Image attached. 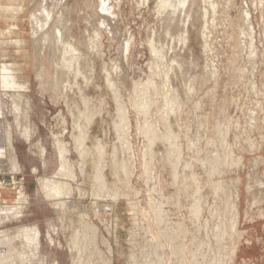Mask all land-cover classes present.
Masks as SVG:
<instances>
[{
    "label": "rangeland",
    "instance_id": "rangeland-1",
    "mask_svg": "<svg viewBox=\"0 0 264 264\" xmlns=\"http://www.w3.org/2000/svg\"><path fill=\"white\" fill-rule=\"evenodd\" d=\"M182 1L0 0V264H264V0Z\"/></svg>",
    "mask_w": 264,
    "mask_h": 264
},
{
    "label": "bare ground",
    "instance_id": "bare-ground-1",
    "mask_svg": "<svg viewBox=\"0 0 264 264\" xmlns=\"http://www.w3.org/2000/svg\"><path fill=\"white\" fill-rule=\"evenodd\" d=\"M182 1V0H181ZM184 1H182V3H183ZM259 2H260V0H259ZM262 2H264V1H262ZM209 3V2H208ZM178 4H180V3H178ZM43 7V6H42ZM45 9V8H44ZM110 9V8H109ZM46 10V9H45ZM103 10H104V8H103ZM47 11V10H46ZM45 11V12H46ZM47 17H48V15H47ZM46 19V18H45ZM46 33V32H45ZM48 34V33H47ZM49 37H50V35H44V36H41L40 38H39V41L38 42H40V43H42V44H44L48 39H49ZM56 38H57V40H56V42H55V48H56V52H58L59 51V53H60V51H61V53H60V60L59 61H57L58 59H56L55 61H54V63H53V65H54V67H55V69H57L58 70V68H59V70L60 71H63L64 70V67L65 66H69V67H71V66H74L75 65V62L77 61V56H75L74 55V49L71 47V46H69V45H67V44H65V43H63L62 42V39L59 37V36H55ZM5 43V42H4ZM39 44V43H38ZM58 44V45H57ZM1 48H3V47H1ZM59 71V72H60ZM7 72V69H6V67H2V69H1V72H0V74L2 75V74H4V73H6ZM2 77V79L0 80V84H1V86L2 87H13V88H16V87H21V85L19 84V83H15V84H12V80L10 79V77L9 78H7V77H4V76H1ZM61 77V76H60ZM14 78V77H13ZM58 78V77H57ZM8 79H10L11 81L9 82L8 81ZM55 83V82H54ZM58 83H59V81H58ZM12 84V85H11ZM22 84V83H21ZM56 84V83H55ZM5 89V88H4ZM14 90V89H13ZM15 117H16V115H15ZM16 119H17V117H16ZM16 121V120H15ZM16 123V122H15ZM18 123V122H17ZM17 126H18V124H17ZM11 127V126H10ZM9 128V127H8ZM23 130V129H22ZM25 130V129H24ZM12 132V131H11ZM22 132H24V131H22ZM25 134V133H24ZM79 136V135H78ZM81 136V135H80ZM80 136H79V140L81 139L80 138ZM10 137V136H9ZM78 139V138H77ZM8 140H10V139H8ZM12 140V139H11ZM76 140V139H75ZM78 140V141H79ZM6 142H8V141H6ZM9 143H13V142H10L9 141ZM76 143H78V145H79V142H76ZM82 144V143H81ZM10 145V144H9ZM11 147V146H10ZM5 148H7V146L5 147ZM9 148V147H8ZM14 148V147H13ZM2 149H3V146L1 145L0 146V159H2L3 158V156H4V152L2 151ZM11 149V148H10ZM61 149H62V147H61ZM10 152H11V150H10ZM7 154V153H6ZM9 155V154H8ZM11 156V155H10ZM13 156V155H12ZM6 157H8V156H6ZM5 158V157H4ZM9 159V158H8ZM13 159V158H12ZM17 161V160H16ZM18 162V161H17ZM62 162V161H61ZM63 163V162H62ZM64 164V163H63ZM18 165V164H17ZM65 165V164H64ZM15 166H16V164H15ZM16 168H18V167H16ZM65 168V167H64ZM121 169V168H120ZM14 170V169H13ZM125 170H126V168H125ZM58 181V180H57ZM59 183V182H58ZM57 182H55L54 180L53 181H50V182H46V184H45V186H46V191H48V197L51 195V191L54 189L53 187H59V184H58ZM64 184H66V185H68L67 183H65L64 182ZM53 188V189H52ZM50 189H52V190H50ZM56 189V188H55ZM64 189H65V187H64ZM68 189H70L69 187H68ZM70 192V191H69ZM62 193V192H61ZM65 193V192H64ZM53 194V193H52ZM52 196V195H51ZM114 197H116V195L114 196ZM21 198H22V195H21ZM52 198V197H51ZM57 198V197H56ZM152 203V202H151ZM151 203H149V205H150V208H151V225H153V226H159V227H162V218L164 217L163 216V212H160L159 211V209H160V206H159V209H154L153 207H154V205H153V207H152V205H151ZM156 205V204H155ZM104 209H103V211H105V212H107V211H112V206L113 205H111L110 203H107V204H104ZM110 206V208H106V207H109ZM190 215H192V216H195L196 218H198L199 217V215H200V211H201V203L199 202V201H195L193 204L191 203L190 204ZM12 210V209H11ZM17 213V212H16ZM148 214V211L146 210V211H143V217L145 218V219H147V215L146 214ZM147 227H148V223L147 224H144V226H143V230H146L147 229ZM82 228H83V230L85 231V230H87V229H89V226L87 225V224H83L82 225ZM34 229V228H33ZM170 229V228H169ZM215 229L217 230L216 231V233L215 234H220L219 232L222 230V226H221V224H216V226H215ZM161 230H162V233H160V235L158 234V236L159 237H161V241H153L151 244L153 245V250H154V252H153V254L148 258V260H145L144 261V264H164L165 263V259H166V254L167 253H165V249H164V247H165V245H169L168 247L170 248V255L167 257V261H169V263H172V264H188L187 263V258H188V254L187 253H182L181 255H178V251H177V245H176V238H177V232H176V234L173 232V233H170V234H167L166 232H165V230H168V229H164V227H162L161 228ZM31 231V230H30ZM29 230H28V232H30ZM27 232V233H28ZM32 232H33V230H32ZM31 232V233H32ZM222 232V231H221ZM38 233V232H37ZM181 233V232H180ZM33 234V233H32ZM36 234V233H35ZM77 234V233H76ZM76 234L73 236V237H75V239H73V241H72V244H73V248H72V250H71V252H73L74 251V254L72 255V258H73V263L72 264H91V260H90V258H87L86 260L84 259L85 258V256L84 255H86V253H90V254H93V251L94 250H91V252H90V249L87 247V241H85V239H86V237H87V235L85 234V236H83V237H81V238H79L78 239V241H80L81 243H82V245H80V243L76 240ZM79 236V235H78ZM37 236L35 235V238H36ZM172 240H174V241H172ZM30 241V240H29ZM34 241H36V240H34ZM171 241H172V245H170V243H171ZM14 242V241H13ZM156 242V243H155ZM22 244V243H21ZM2 246H4L3 244H2ZM11 246V245H10ZM80 246V247H79ZM7 247V246H6ZM11 249V248H10ZM10 251V250H9ZM12 251V250H11ZM24 252V251H23ZM22 252V253H23ZM97 252L98 253H100V251L99 250H97ZM22 255H24V254H20V256H22ZM189 255H190V251H189ZM19 256V257H20ZM191 256H192V258L194 259V262L196 263V264H198V262H196V257H195V255H194V253H191ZM18 257V258H19ZM24 258V257H23ZM22 258V259H23ZM27 259V258H26ZM20 260H21V257H20ZM24 260V259H23ZM22 261V260H21ZM24 262V261H23ZM178 262V263H177Z\"/></svg>",
    "mask_w": 264,
    "mask_h": 264
}]
</instances>
